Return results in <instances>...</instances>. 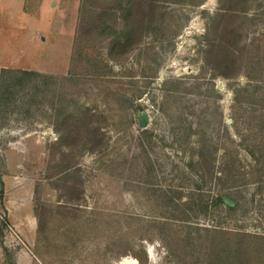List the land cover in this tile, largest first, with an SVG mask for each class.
<instances>
[{
	"label": "rangeland",
	"instance_id": "obj_1",
	"mask_svg": "<svg viewBox=\"0 0 264 264\" xmlns=\"http://www.w3.org/2000/svg\"><path fill=\"white\" fill-rule=\"evenodd\" d=\"M53 1L0 0V262L264 264V0L241 7L236 78L207 39L220 0H145L125 49L95 26L119 0ZM85 110L103 145L52 175L59 113Z\"/></svg>",
	"mask_w": 264,
	"mask_h": 264
},
{
	"label": "trees",
	"instance_id": "obj_2",
	"mask_svg": "<svg viewBox=\"0 0 264 264\" xmlns=\"http://www.w3.org/2000/svg\"><path fill=\"white\" fill-rule=\"evenodd\" d=\"M220 10L217 12L214 18V30L215 34L212 37H207L209 45L211 47L212 55L219 57L220 61H223V65L214 66L216 75H222L227 78H236L242 68L237 66V62L242 57L244 47H240L239 44L242 42L243 34L240 27L237 24V20L240 17L241 7L245 0H220ZM145 0H119L116 7H112L110 10L102 11L99 14L98 22L95 26L101 27L107 30L111 34V47H122L123 49L128 48L131 40L135 41L140 38L144 33L151 31L153 27L152 19H147L144 16L139 17L138 12L145 6ZM149 5V4H148ZM117 8H122V15L126 20V24L121 29H117L115 21L117 20L116 12ZM150 15L158 12V4L150 3L149 7ZM116 17L113 21L109 22L110 17ZM140 19V20H138ZM94 22V21H93ZM240 47L239 49L237 47ZM240 50V51H239ZM113 55V54H112ZM25 73H32V70L21 69ZM62 112V111H61ZM60 132V143L65 144L64 148L58 147L61 156L56 157L57 160L53 166L56 168L52 175L57 173L62 174V178L65 180L69 179L72 174H78L77 170H73L72 158L76 150V146L80 143L91 142L90 148L96 149L98 146L103 145L105 132L102 129L101 122L98 116H94L89 110H85L82 114H74L71 112L59 113L58 115ZM82 128H87L84 132ZM205 148L202 146V149ZM202 151V157H203ZM49 175V176H52ZM61 179V178H60ZM55 185V184H54ZM68 186L69 190V185ZM59 187V184H58ZM63 188H66L62 186ZM64 193V194H63ZM66 195L65 192L60 191V197ZM223 201L222 196L216 197L213 203ZM208 207V203H206ZM42 209L48 210L47 205L41 206ZM42 213V212H41ZM41 216L43 214H40ZM38 218L39 227L43 225V217ZM39 217V216H38Z\"/></svg>",
	"mask_w": 264,
	"mask_h": 264
},
{
	"label": "water",
	"instance_id": "obj_3",
	"mask_svg": "<svg viewBox=\"0 0 264 264\" xmlns=\"http://www.w3.org/2000/svg\"><path fill=\"white\" fill-rule=\"evenodd\" d=\"M219 85H220V86H223V85H224V82H223V81H220V82H219ZM147 119H148V116H147V114H146L145 111H141V112L138 114V120H139V123H140L141 125H145ZM1 189H2V184H1V182H0V190H1ZM222 199H223L224 202H226V203H227L228 205H230V206H234V205H235V201H234V199H233L232 197H230V196H225V195H224V196H222ZM0 264H11V262H10V259L7 258L6 260L1 261Z\"/></svg>",
	"mask_w": 264,
	"mask_h": 264
},
{
	"label": "crops",
	"instance_id": "obj_4",
	"mask_svg": "<svg viewBox=\"0 0 264 264\" xmlns=\"http://www.w3.org/2000/svg\"><path fill=\"white\" fill-rule=\"evenodd\" d=\"M18 1H19V3H21L20 1H22V0H18ZM50 1H53V0H50ZM58 1H59V2H58ZM64 1H65V0H55V1L52 2V5H54L56 2L59 3V4H61V3L63 4ZM19 3H18V4H19Z\"/></svg>",
	"mask_w": 264,
	"mask_h": 264
}]
</instances>
